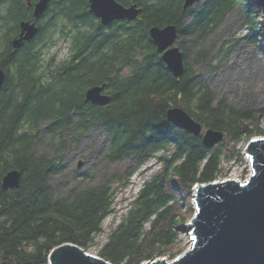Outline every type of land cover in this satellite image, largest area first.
<instances>
[{
    "label": "trees",
    "instance_id": "1",
    "mask_svg": "<svg viewBox=\"0 0 264 264\" xmlns=\"http://www.w3.org/2000/svg\"><path fill=\"white\" fill-rule=\"evenodd\" d=\"M119 1L143 11L134 20L103 25L89 0H51L37 20L40 33L15 48L20 22L34 21V15L23 9L22 0H0V65L7 71L0 90V264H49L52 249L66 242L87 251L102 244L98 255L115 264L175 255L195 213V185L225 177L231 162L244 159L238 146L264 135V106L251 95L223 94L208 78L216 79L240 38L232 37L228 45L219 35L236 8L249 29L244 38L264 56L263 13L255 0H202L186 8L184 0ZM169 24L179 28L186 60L179 77L149 32L153 25ZM57 32L70 38L71 54L62 61L45 59ZM105 82L111 102L87 101L86 90ZM175 105L205 129L224 131V141L208 148L202 135L177 127L167 115ZM95 131L106 138L108 165L81 173L89 181L67 183L69 191L57 187L54 182L66 168L62 153ZM153 159L159 165L133 193L120 220L106 229L105 220L118 211V193ZM123 164V171H110ZM11 169L21 171V185L6 189L1 180ZM101 233L105 240L98 238Z\"/></svg>",
    "mask_w": 264,
    "mask_h": 264
},
{
    "label": "water",
    "instance_id": "2",
    "mask_svg": "<svg viewBox=\"0 0 264 264\" xmlns=\"http://www.w3.org/2000/svg\"><path fill=\"white\" fill-rule=\"evenodd\" d=\"M202 0H184V7ZM50 0L37 3L35 21L22 20L21 33L12 40L15 48L33 39L38 32L37 20L45 12ZM264 18V0H255ZM91 11L103 25L115 20H134L143 8L137 4L126 6L119 0H89ZM264 20V19H263ZM150 35L162 53L163 61L176 77L185 71V55L178 43L179 28L176 24L164 27L153 25ZM7 79V71L0 65V90ZM108 83L90 86L85 93L87 101L106 106L112 96L107 92ZM168 119L177 127L194 135H202L204 144L212 148L224 141L226 133L207 128L189 111L179 105L171 106ZM244 154L249 158L251 174L247 179L227 178L194 187L195 213L188 222L191 246L173 260L154 258L142 264H264V136H252L245 145ZM22 174L18 169L7 171L2 177L4 188H18ZM89 252V253H88ZM49 264H115L92 254L71 242L52 249Z\"/></svg>",
    "mask_w": 264,
    "mask_h": 264
},
{
    "label": "rangeland",
    "instance_id": "3",
    "mask_svg": "<svg viewBox=\"0 0 264 264\" xmlns=\"http://www.w3.org/2000/svg\"><path fill=\"white\" fill-rule=\"evenodd\" d=\"M48 19L49 18H47V20ZM263 19L264 18H262L261 21ZM242 21L243 18L240 14V8H236L228 15V18L219 29L221 41L228 42V45L231 44L229 43V39L232 37L240 38L232 43L227 60L221 64L219 71L215 74L217 75L216 79L213 78L214 74H209L208 78L213 85L220 87L224 91L223 94L234 97H237L238 95L241 99L251 95L250 100L254 101L256 105L264 106V56L256 45L251 43L249 39L244 38L249 29L242 26ZM54 39L55 42L44 52V58L47 59L51 56H55L57 61L67 59L71 54L70 38L66 39L63 35L57 32ZM205 73L213 72L210 69H205ZM205 77L207 78V74H205ZM262 126L264 127V122L262 123ZM49 138V136H45V140H49ZM105 140V136L100 131H95L92 132L89 137L83 139V141L77 144L73 149L64 151L62 157L64 158L66 168L64 172L57 177L54 184L59 188L61 187L69 191L70 189L67 188V183H70L72 187H75L79 184H83L84 181H89V179L83 180L80 177L81 173L91 174L95 168L101 170L108 165L105 153L103 152ZM245 145L246 142H242L238 146V148L241 146L240 148L243 153ZM44 148L50 149V146H45ZM80 160L84 161L81 166L78 165ZM249 164L250 160L244 154V159L242 161L231 162L229 165L230 167L226 169L227 174L225 175V178H236L239 175L241 178H248L249 171L251 172ZM124 165L125 164L111 166L110 171H123L126 168ZM158 165L159 163L156 160H151L147 166L140 170L142 173L137 172L133 176V190L130 187L127 190L118 193L116 198V208L118 211L111 214L105 220L104 227L106 229L110 228V225L114 220H116V222L120 220L121 215L127 209V205L131 200L133 193H137L140 190L144 185L145 180L148 179L149 175ZM146 168H149V170L143 173ZM143 174L145 175L143 176ZM188 226L189 224L186 222L184 227H186L188 231L182 233L177 244V247H181L182 249L180 251L178 248L175 249L172 252L175 253V255H170V252H167L156 258L173 260L189 248L191 246V237ZM184 227L182 228V231H184ZM105 235L106 234L101 233L98 238L100 240H105ZM101 245L92 248L90 252L97 255Z\"/></svg>",
    "mask_w": 264,
    "mask_h": 264
},
{
    "label": "flooded vegetation",
    "instance_id": "4",
    "mask_svg": "<svg viewBox=\"0 0 264 264\" xmlns=\"http://www.w3.org/2000/svg\"><path fill=\"white\" fill-rule=\"evenodd\" d=\"M40 0H22L23 3V9L30 13L31 15L34 13L35 11V5L39 2ZM42 29V25H40L39 23V33Z\"/></svg>",
    "mask_w": 264,
    "mask_h": 264
},
{
    "label": "bare ground",
    "instance_id": "5",
    "mask_svg": "<svg viewBox=\"0 0 264 264\" xmlns=\"http://www.w3.org/2000/svg\"><path fill=\"white\" fill-rule=\"evenodd\" d=\"M40 2V1H39ZM50 2H51V0H50ZM50 2H49V5H50ZM90 4V3H89ZM37 5V4H36ZM36 5H35V8H36ZM49 5H48V7H47V9L49 8ZM47 9L45 10V12L47 11ZM90 10H91V8H90ZM35 12V11H34ZM44 12V13H45ZM92 12V11H91ZM44 13L40 16V18L44 15ZM93 13V12H92ZM94 14V13H93ZM33 15H34V13H33ZM95 15V14H94ZM96 16V15H95ZM97 17V16H96ZM39 18V19H40ZM99 18V17H98ZM99 20H100V18H99ZM123 20H128V19H123ZM31 21V20H30ZM34 21H35V17H34ZM34 21H32V22H34ZM101 21V20H100ZM115 21H117V20H115ZM114 22V21H113ZM102 23V22H101ZM20 29H21V27H20ZM20 33H21V31H20ZM38 33V32H37ZM20 35V34H19ZM35 38V37H34ZM33 38V39H34ZM152 38V37H151ZM33 39H31V40H33ZM31 40H29V41H31ZM29 41H26V42H29ZM154 41V40H153ZM155 43V42H154ZM157 46V45H156ZM158 48V47H157ZM159 50V49H158Z\"/></svg>",
    "mask_w": 264,
    "mask_h": 264
},
{
    "label": "built area",
    "instance_id": "6",
    "mask_svg": "<svg viewBox=\"0 0 264 264\" xmlns=\"http://www.w3.org/2000/svg\"><path fill=\"white\" fill-rule=\"evenodd\" d=\"M250 165V164H249ZM250 170H251V165H250ZM251 174V172L249 171V175ZM249 177V176H248ZM236 179H247V178H241L240 175L238 177H236Z\"/></svg>",
    "mask_w": 264,
    "mask_h": 264
}]
</instances>
